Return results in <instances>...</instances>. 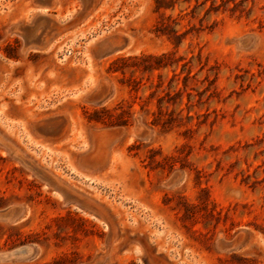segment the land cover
I'll return each mask as SVG.
<instances>
[{
  "label": "rangeland",
  "instance_id": "obj_1",
  "mask_svg": "<svg viewBox=\"0 0 264 264\" xmlns=\"http://www.w3.org/2000/svg\"><path fill=\"white\" fill-rule=\"evenodd\" d=\"M169 4L0 0V264H264V0Z\"/></svg>",
  "mask_w": 264,
  "mask_h": 264
},
{
  "label": "trees",
  "instance_id": "obj_2",
  "mask_svg": "<svg viewBox=\"0 0 264 264\" xmlns=\"http://www.w3.org/2000/svg\"><path fill=\"white\" fill-rule=\"evenodd\" d=\"M156 6L158 9H162L164 7L169 8L171 7L169 4V0H156ZM179 37V35H177ZM148 58H152L153 59V55H148Z\"/></svg>",
  "mask_w": 264,
  "mask_h": 264
}]
</instances>
